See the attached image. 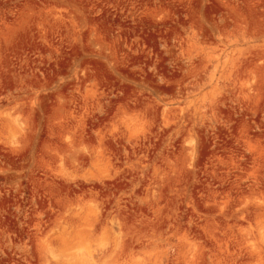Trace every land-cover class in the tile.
Masks as SVG:
<instances>
[{
	"label": "rangeland",
	"instance_id": "374dc122",
	"mask_svg": "<svg viewBox=\"0 0 264 264\" xmlns=\"http://www.w3.org/2000/svg\"><path fill=\"white\" fill-rule=\"evenodd\" d=\"M0 264H264V0H0Z\"/></svg>",
	"mask_w": 264,
	"mask_h": 264
},
{
	"label": "bare ground",
	"instance_id": "6f19581e",
	"mask_svg": "<svg viewBox=\"0 0 264 264\" xmlns=\"http://www.w3.org/2000/svg\"><path fill=\"white\" fill-rule=\"evenodd\" d=\"M205 74H206V73H205ZM77 249H78V248H77ZM79 249H80V248H79ZM81 250H83V249H81ZM77 251H78V250H77ZM90 251H91V250H90ZM90 251H89V253H88V251H86V253H85V251H83V252L80 251V253H77V252H76V254H72L73 256H71V258H72V259H74V258H75V259L80 258L81 261H83L82 258H89V259H90V258L93 256V255L90 254ZM73 253H74V252H73ZM91 253H93V252L91 251ZM80 259H79V260H80ZM89 259H88V261H86V259H84V260H85L84 263H87V262H88V263H93V262H89V261H92L91 259H90V260H89ZM63 262H64V261H63ZM74 262H75V260H74Z\"/></svg>",
	"mask_w": 264,
	"mask_h": 264
}]
</instances>
